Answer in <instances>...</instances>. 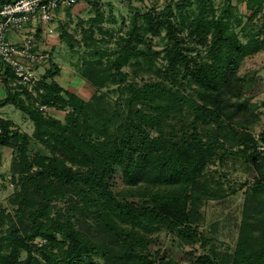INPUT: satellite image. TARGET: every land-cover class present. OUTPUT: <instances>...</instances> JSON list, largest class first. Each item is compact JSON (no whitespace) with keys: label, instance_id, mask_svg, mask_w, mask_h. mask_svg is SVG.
I'll return each mask as SVG.
<instances>
[{"label":"trees","instance_id":"obj_1","mask_svg":"<svg viewBox=\"0 0 264 264\" xmlns=\"http://www.w3.org/2000/svg\"><path fill=\"white\" fill-rule=\"evenodd\" d=\"M196 1L201 9L187 25L186 36L180 35L188 20L182 11L193 0L179 1V20L176 1L157 12L161 0H154L146 12H136L117 47L91 52L93 58L79 68L95 88L90 99L60 85L56 76L61 68L51 55L36 93L15 90L13 73L7 70V94L0 107L15 106L34 129L22 131L0 115V149H16L9 170L16 188L8 205L0 204V264H180L177 258L189 264H264V151L259 149L264 131L254 134L261 116L257 104L246 98L259 78L240 74L247 57L264 52V22L257 33L247 34L232 0L218 14L214 0ZM245 1L255 8L253 16L264 7V0ZM81 2L96 12L94 25L82 35L91 46L104 12L98 0ZM163 30L170 44L164 50L167 63L156 71L159 80L129 82L132 74L154 68L162 53L153 51L145 38ZM67 35L61 32V39L73 47V37ZM194 43L205 48V55L191 54L197 51ZM110 83L123 85L117 90L127 97L121 101L104 94L101 90ZM40 105L65 115L56 117ZM32 144L46 154L32 153ZM239 161L254 176L240 188L226 186L216 175L220 171L210 169ZM244 187L231 255L222 257L211 247L175 258L163 246L161 233L167 232L205 247L212 241L199 229L205 202L223 200ZM54 200H65L68 207L54 212ZM77 213L95 220L98 235L88 236L77 227Z\"/></svg>","mask_w":264,"mask_h":264},{"label":"rangeland","instance_id":"obj_2","mask_svg":"<svg viewBox=\"0 0 264 264\" xmlns=\"http://www.w3.org/2000/svg\"><path fill=\"white\" fill-rule=\"evenodd\" d=\"M98 1L101 3L100 7L104 12V21L95 26L94 37L97 39V41L91 46L85 44L84 40L82 39L83 29L94 25V22L91 21V18L96 16V12H94V9H92L90 4L81 2L77 7L71 9L63 20L58 19V21H60V28L58 26L59 34L60 32L65 31V33L73 37L71 41L74 43L72 47L67 42V40L64 39L62 41L61 47L56 48L54 51V60H56L58 64L63 67L62 73L60 76H58V80L60 82H65V80L70 78L71 84H74V81L72 80V78H74V72H77V76L80 75L79 68L85 61L93 58L91 52L96 51L97 48L113 50L115 47H117V42H119V40L125 36L127 31L130 29L136 12H146L147 8L153 4L154 0H141L134 3V5L127 4L122 0ZM179 1L180 0L173 2L174 10L177 13V20H179L180 12L179 8L177 7V4L180 3ZM214 3L218 14L220 13L221 9L228 4V0H214ZM231 5L236 6L235 12H237V16L243 18V25L246 28V33H257L264 22V7L262 11H260L256 16H253V10H255V8L252 9L248 7L245 0H242V2L240 0H232ZM164 6L165 4L163 3L154 9L159 12L164 8ZM200 9V2L196 0H193L192 4L187 5L183 9L182 13L187 16L188 20L182 28L184 31L180 32V35L186 36L187 25L192 21L191 19H193L195 14H197ZM234 22L237 23L236 21ZM242 27V25L238 26L237 30L241 31ZM247 34L244 35L241 33V38L244 42H247L249 39ZM69 35L66 36L67 39H70ZM102 37L106 43L104 41L102 42ZM99 39H101V41H99ZM145 39L149 42L153 51H160L162 55L156 59L154 68L152 71L148 72V74L138 73L137 75L132 74L130 76L129 82H135L138 85H142L143 83L150 80H159L156 71L159 67H163L167 63L164 50L170 44L168 37L166 36V30H163L160 36H147ZM191 46L196 47V44L194 43ZM196 50L197 51L191 53L193 56L198 54V58H200L199 54L205 55V48L196 47ZM125 70L129 71V68L126 67ZM185 72L186 71L184 70V73ZM240 74L246 78L253 75L259 78L256 87L249 91L246 96L249 102L255 103L258 106V112L260 113L261 121L257 126H255L253 130L254 134L258 136L264 131V52H259L256 55L247 57L243 62ZM82 80L85 81L83 78ZM77 85L78 87L76 88L83 89L80 87V83H77ZM91 88L92 89L85 94L86 99H90L94 95L95 88ZM118 88H123V85L119 86L118 84L110 83L101 91L104 94H107L109 98L118 99L121 98V93L117 90ZM184 90L187 92L191 91L190 88ZM5 94L6 88L0 84V95L5 96ZM126 97L127 93L123 94L121 101ZM3 99L4 97L0 99V102H2ZM1 108L2 109L0 112L2 115L7 116L18 123L19 125L17 126L22 131H26L28 133L33 132L34 124L24 115L21 110L15 108L13 105H4V107L2 106ZM49 109V113L56 117L63 118L65 115L64 110H60L55 107H51ZM31 150L32 153L39 150L41 153L46 154V151L43 149V147L39 145L32 144ZM15 151L16 149L11 147H3L0 149L2 156L0 160V204L3 206L8 205L7 198L16 188V183L12 181L13 176H11L9 171L11 170L10 168L12 162L15 159ZM210 169H217L220 171L221 175H216L218 179L225 182L226 186L232 185L236 188H240L241 184L246 182L252 183L254 179L253 171L248 170L245 165L241 163V161H239L237 164L230 163L227 166H221L220 164L211 165ZM223 172L227 174L226 177L223 176ZM2 174L6 176L4 180L2 178ZM245 190L246 187L239 189L236 194L230 195L223 200H208L205 202L202 208L205 215V220L199 229L201 233L203 231L202 235L205 238H211L212 240L210 243H207L205 247L202 246L201 241L194 244L181 242L179 238L173 233L167 232L161 233V241L163 242V246L168 247L173 252L175 258L183 255L186 250L196 249V251L200 253L202 251L209 250L211 247L216 249V251L219 252L222 257L231 255L234 252L239 236ZM52 204L54 212L65 211V209L68 207L65 200H54ZM75 222L77 227H80L84 234L91 237L98 235V225L92 217L77 213ZM25 256L26 255L24 254L23 257ZM177 260L180 262V264H189L188 261L182 262L178 258Z\"/></svg>","mask_w":264,"mask_h":264},{"label":"built area","instance_id":"obj_3","mask_svg":"<svg viewBox=\"0 0 264 264\" xmlns=\"http://www.w3.org/2000/svg\"><path fill=\"white\" fill-rule=\"evenodd\" d=\"M81 1L0 0V81H7L10 70L15 90L36 93L42 78L40 68L50 57L48 38L57 34L56 19ZM169 1L161 0V4ZM40 109L50 110L47 105ZM259 149L264 151V144Z\"/></svg>","mask_w":264,"mask_h":264},{"label":"crops","instance_id":"obj_4","mask_svg":"<svg viewBox=\"0 0 264 264\" xmlns=\"http://www.w3.org/2000/svg\"><path fill=\"white\" fill-rule=\"evenodd\" d=\"M69 12V9L67 10V11H65L64 12V14H61L57 19H56V25H57V34L56 35H54V36H50L48 39H49V47H48V50H50L49 51V53H50V55L52 56V58H53V61L57 64V65H59L60 66V68H61V71H60V73L56 76V80L60 83V85L66 90V91H70V92H73V93H77V94H79V95H81L83 98H85L86 99V93L88 92V91H90L92 88H91V85H89L87 82H85V81H83L82 80V78H81V76L79 75V76H77V72H74V78H72V80L74 81L73 83L74 84H71V80H70V78L69 79H67V80H65V82H60L59 80H58V76H60V74L62 73V69H63V67L60 65V64H58V62L56 61V60H54V51L56 50V48H58V47H61V45H62V39H61V32H60V34H59V32H58V26H59V28H60V21H58V19H61V20H63L64 18H65V16H67V13ZM53 54V55H52ZM49 65H50V62H49V60L47 61V63H44V66H42L41 68H40V73H41V75H43L44 73H45V71H46V69L49 67ZM77 70V69H76ZM77 83H80V87H82L83 89H80V88H76V87H78V85H77ZM0 84H2L5 88H6V94H7V85H5V83H4V81L3 82H1L0 81ZM6 94H5V96H6ZM5 96H1L0 95V99H2L3 97H5ZM1 103V102H0ZM9 105H11V104H9ZM2 107V106H1ZM0 107V110L2 109ZM4 107V106H3ZM15 107V106H14ZM0 115L2 116V117H4V118H8L7 116H4V115H2V113L0 112ZM9 119H11V118H9ZM12 120V119H11ZM15 122V121H14ZM16 123V122H15ZM17 125H19L18 123H16Z\"/></svg>","mask_w":264,"mask_h":264},{"label":"water","instance_id":"obj_5","mask_svg":"<svg viewBox=\"0 0 264 264\" xmlns=\"http://www.w3.org/2000/svg\"><path fill=\"white\" fill-rule=\"evenodd\" d=\"M3 81H4L5 85H7L6 78H3ZM29 176H30V177H33V176H34V177H37V173H34V174L31 173Z\"/></svg>","mask_w":264,"mask_h":264}]
</instances>
